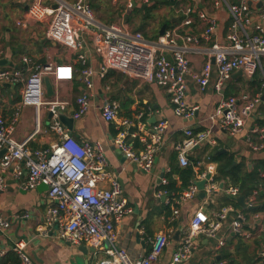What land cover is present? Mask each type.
<instances>
[{
  "label": "built area",
  "instance_id": "built-area-1",
  "mask_svg": "<svg viewBox=\"0 0 264 264\" xmlns=\"http://www.w3.org/2000/svg\"><path fill=\"white\" fill-rule=\"evenodd\" d=\"M149 1L109 0V6L118 11L120 20L104 23L93 9V0H30L23 15L17 19L16 26L26 30L33 24H43L45 39L63 47L69 53V59L59 64L36 63L27 69L28 74L22 69L0 67V85L9 84L19 88L22 96L19 106L38 108L48 104L53 116H57L54 107L68 103L44 101L43 80L49 78L56 87L62 82H71L78 75L86 92L75 100L76 108L71 117L76 120L92 106L90 97L93 96L94 79H103L114 71L163 88L174 105L176 116L188 119L197 109L185 102L188 80H193L198 91L203 94L214 78L212 88L221 94L234 73L242 72V77L248 83L259 73L261 83L258 88L250 87L252 91H242L237 96L221 94L212 118H217L219 127L232 136L246 130L245 145L248 150L252 153L264 152V126L260 124L264 120V26H255L253 33L246 30L250 23L251 3L264 0H239L233 4L226 0H216L215 6L224 3L230 14L224 44L211 42L216 27L215 19L191 4L182 5V18L178 24L166 28L157 39H146L139 32L133 31L125 19L135 7ZM175 1L179 4L187 3L186 0ZM194 18L205 27L201 36L190 31L195 23ZM91 53L99 59L97 69L91 65ZM191 55L202 56L199 71L193 70ZM24 62L28 64L30 59L25 58ZM17 115L15 113L9 121H5L0 110V152L4 151L0 166L2 170L12 169L17 177L25 174V190L37 189L41 184L48 187L46 193L53 204L48 207L47 219L57 224L59 237L75 246L92 240L107 242L106 252L109 257L97 264L156 263L168 244L169 236L166 233L155 235L148 252L137 260L131 259L125 249L115 244L116 225L131 209L118 178L106 170L107 159L101 144L76 140L55 120L49 130L58 137V142L46 149L32 150L27 140L19 142L14 138ZM100 115L105 122L117 123L119 128L114 145L129 162L143 172L152 170L155 155L163 146L161 138L167 128V121L159 120L152 133H146L151 141L145 142V148L135 153L126 143V138L138 137V133H128L126 129L137 127L141 131L144 126L142 114L132 120L118 121V105L114 101H106L100 107ZM184 134L185 138L175 145L177 160L181 167L193 169L198 161L191 163L189 152L196 147L211 144L214 136L210 130L194 132L191 128H186ZM260 176L264 177V172ZM213 178L212 171L194 175L187 188L177 197L171 198L170 204L177 200L189 202L196 199L200 192L196 182L202 180L205 181L204 200L213 202L219 194L218 182ZM160 184L163 194L167 195L164 189L168 184L166 175L161 176ZM5 188L6 184L0 177V191ZM257 192L258 188L253 189L247 197H243L245 209L259 205ZM221 193L234 202L241 196L239 188L232 185ZM179 216V209L172 206V221ZM251 221L247 227V215L234 204H225L218 211L210 213L198 207L183 231L169 264H187L196 249L198 236L201 235L213 242L212 250L215 252L226 246L225 238L229 233L245 240L262 237L264 207L251 217ZM9 224V220L0 216V231L4 232ZM10 251L18 256L21 264H32L23 243L13 242ZM5 254L0 251V258ZM211 264L228 263L217 260ZM256 264H264V242L256 251Z\"/></svg>",
  "mask_w": 264,
  "mask_h": 264
},
{
  "label": "crops",
  "instance_id": "crops-1",
  "mask_svg": "<svg viewBox=\"0 0 264 264\" xmlns=\"http://www.w3.org/2000/svg\"><path fill=\"white\" fill-rule=\"evenodd\" d=\"M29 1L9 0L7 3V0H0V43L3 51L0 59H6L8 62L2 68L22 69L27 74L29 73L27 69L36 63L59 64L69 59L63 62L57 61L56 57L60 56L61 50L59 49L62 47L45 39L44 31H42V28L44 30L43 24H33L26 30L16 26L17 19L23 15L24 7ZM97 1L100 0H93L94 11L100 6L96 4L99 3ZM226 1L232 4L239 2V0ZM162 2L164 5H159ZM186 2L176 8L165 4L166 0H150L149 3L137 6L129 12L125 19L126 24L128 25L130 17L136 13L141 19L138 27L144 29L145 20L151 18L150 14L160 8H165L164 15L158 18V30L155 31L158 37L159 30L164 24L168 28L181 21L182 5L191 4L215 19L216 27L211 42L224 44L230 24V14L226 5L223 3L216 7V0H186ZM16 3L19 5L25 3L17 16L13 13ZM157 5L158 8H155ZM194 20L195 23L190 31L201 36L205 27L196 18ZM164 21L166 23H163ZM257 25L264 26V1L252 2L250 5V23L246 27L247 32L253 33ZM37 26L42 28L35 29ZM40 30L43 33L41 38L39 37ZM155 32H152V36ZM25 58L30 59V63H25ZM89 59L92 67L97 69L99 67L98 57L91 53ZM190 60L193 70L199 71L202 56L191 55ZM213 81L214 78L202 94L198 91L196 83L188 80L185 102L190 107H197L193 116L188 119L176 116L174 105L163 88L114 71L109 72L103 79L98 77L94 79L93 96L90 97L92 106L81 118L73 119L72 132L64 126L59 115L61 113L72 118V112L76 108V98L86 92L78 75H75L71 82H62L56 87L53 84L54 94L52 96L47 95L43 84L44 101L59 100L68 103L65 106L54 107L57 116H53L51 106L48 104L38 108L29 105L19 106L22 102L19 88L9 84L0 85V110L5 121H9L15 113L18 114L14 138L19 142L27 140L28 147L32 150L46 149L58 142V137L49 130L51 123L55 120L76 140L99 142L107 159L106 170L118 178L123 195L131 209V212L116 225L115 244L125 249L131 259L137 260L148 252L155 235L166 233L169 236L168 244L154 264H169L194 211L198 207H202L208 213L218 211L223 206L220 200L224 195L221 192L227 188L226 185L230 186L227 179L220 180L218 182L219 194L215 196L213 202H206L197 197L193 201L177 200L170 204L171 195L163 194L160 178L162 175L172 174L177 181V186L180 185L181 182L174 173V169L184 167H181L177 160L175 145L185 138L184 130L186 128H191L194 132L210 130L214 136V142L211 144L196 147L189 152L191 163L198 161V165L193 168L195 176L208 174L211 171L216 175L217 165L210 158L213 152L232 158V163L235 162V165L243 162L248 169H252L264 160V152L252 153L246 147V130L232 136L219 127L217 118H212L221 94L237 96L242 91H252L253 87L242 76H239L227 81L221 94H218L212 88ZM106 101H114L118 105V121L132 120L138 114H142L144 126L141 131L137 127L126 129L128 133H138V137L126 138V143L135 153L145 148V142L151 141L148 134L152 133L156 123L161 119L167 121V128L161 138L163 146L155 155L153 168L149 172H143L130 163L114 145V138L119 127L116 122H105L100 115V107ZM258 112L260 113V110ZM260 124L264 126V120H261ZM3 155L4 151H1L0 162ZM261 173L259 172V176ZM0 177L6 184L5 190L0 191V216L10 221L8 228L4 232L0 231V251L7 254L11 252L10 247L13 242H21L32 264H97L109 257L106 252L107 242L92 240L75 246L62 240L58 235L57 224L48 222L47 219L48 207L53 203L46 191L23 188L25 174L17 177L12 169L2 170L0 166ZM221 184H223L222 187ZM172 206L177 207L180 212L179 218L174 221L171 218ZM257 207L260 205L254 208L257 209ZM236 208L247 215L246 226L249 227L252 223L251 217L256 213L250 211L255 209H243L239 205ZM176 232H178L177 235ZM225 240L226 246L215 252L212 250V241L202 235L198 236L196 249L187 264H211L217 260H224L228 264H256V251L264 242V235L245 240L229 233Z\"/></svg>",
  "mask_w": 264,
  "mask_h": 264
},
{
  "label": "trees",
  "instance_id": "trees-1",
  "mask_svg": "<svg viewBox=\"0 0 264 264\" xmlns=\"http://www.w3.org/2000/svg\"><path fill=\"white\" fill-rule=\"evenodd\" d=\"M165 4H167L168 6L176 7L179 2L175 0H166ZM159 5L163 6L164 3H159ZM155 8H158V5L155 6ZM163 23L166 22L164 21ZM137 30L143 31V28L138 27ZM146 39H157V32L154 33V36H152V38ZM260 83V75L258 73L254 76L253 81L249 84L253 88H258L260 86ZM210 158L211 161L217 165L216 175H214L213 178L214 181L219 182L220 180L227 179L230 185L239 188L240 194L243 197H247L253 189L258 188L256 198L260 207H257V209L250 212L261 211L264 207V202H262L264 201V177L259 176V172H264V160H261V162L255 165L252 169H248V167L243 162L231 167L232 158H229L226 155H218L217 153L213 152ZM195 162L196 160L193 161V163ZM174 173L178 177V180L181 182L180 185L177 186V181L173 178L172 174L168 173L166 174L168 184L164 187L167 194L171 195V198L177 197L184 189H186L194 176L192 167H175ZM226 187H228V185H226ZM220 201L223 205L234 204L235 206H238L236 202H234L231 198L227 196H224ZM0 264H21V262L15 253L9 252L5 256L0 258Z\"/></svg>",
  "mask_w": 264,
  "mask_h": 264
},
{
  "label": "rangeland",
  "instance_id": "rangeland-1",
  "mask_svg": "<svg viewBox=\"0 0 264 264\" xmlns=\"http://www.w3.org/2000/svg\"><path fill=\"white\" fill-rule=\"evenodd\" d=\"M9 0H7V3H8ZM99 3H96L100 6H98V8L96 9L95 8V13L98 17H100L101 21L105 22V23H112V22H118L120 20L119 18V13L117 10L111 8L108 4V0H100V1H97ZM6 3V1H5ZM25 4V3H24ZM24 4H17L15 5V8H14V14L15 16H17V14L22 10V8L24 7ZM180 4H178L176 6V8H179ZM111 9V10H109ZM168 9V8H167ZM117 11V12H116ZM165 8H160V10L156 11V12H152L150 15H151V18L145 20V25L143 26L144 29L143 31L141 30H137V27L140 26V15L138 16L136 13H134L132 15V17H130L131 19L127 22L129 27H132L133 30L139 32L142 36H144L145 38H152V32H155L158 30V24L159 23V17L160 16H163L164 13H165ZM10 13V12H8ZM36 28H42L41 26H37L35 27ZM42 31L43 28H42ZM42 31L40 30V35L39 37L41 38L42 37ZM146 34V36H145ZM61 48V47H60ZM60 52V56L59 57H56L57 61H60V62H63V61H66V59L69 58V53L64 50V48L62 47Z\"/></svg>",
  "mask_w": 264,
  "mask_h": 264
},
{
  "label": "water",
  "instance_id": "water-1",
  "mask_svg": "<svg viewBox=\"0 0 264 264\" xmlns=\"http://www.w3.org/2000/svg\"><path fill=\"white\" fill-rule=\"evenodd\" d=\"M24 10H26V6L24 7ZM166 28H167V25L164 24V25L160 28L158 35H159V36H162V35L164 34ZM7 64H8V62H7L6 59H0V67H5ZM239 76H242V72H240V71L234 73V74L232 75V78L239 77ZM43 84H44V86H45V88H46L47 95H48V96H52V95L54 94V91H53V84H52L51 80H50L49 78H45V79L43 80ZM262 99H264V95H263ZM58 113H59V112H58ZM59 116H60V120L62 121V123L64 124V126H65L70 132H72V130H73V119H72V118H69V117H67V116H65V115H63V114H61V113H60ZM233 166H235V162H233V163L231 164V167H233ZM208 178H209V175L207 176V179H208ZM204 184H205V181H204V180L196 182V185H197V187H198V189H199V191H200V192H199V195H198V198L201 199V200L205 198V193L203 192ZM222 186H223V184H221V187H222ZM47 188H48V187H47L45 184H41V185H39V186L37 187V190H39V191H41V190H42V191H46ZM236 202H237V204H238L241 208L245 209V203H244V198H243V196H239V197L236 199ZM254 209H256V208H254ZM177 234H178V232H176V235H177Z\"/></svg>",
  "mask_w": 264,
  "mask_h": 264
}]
</instances>
